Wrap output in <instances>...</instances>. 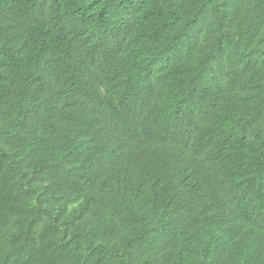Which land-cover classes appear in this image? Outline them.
Masks as SVG:
<instances>
[{"label": "trees", "instance_id": "trees-1", "mask_svg": "<svg viewBox=\"0 0 264 264\" xmlns=\"http://www.w3.org/2000/svg\"><path fill=\"white\" fill-rule=\"evenodd\" d=\"M0 264H264V0H0Z\"/></svg>", "mask_w": 264, "mask_h": 264}]
</instances>
